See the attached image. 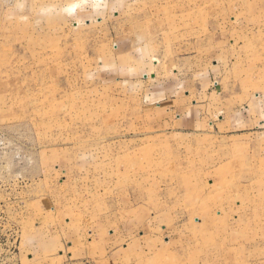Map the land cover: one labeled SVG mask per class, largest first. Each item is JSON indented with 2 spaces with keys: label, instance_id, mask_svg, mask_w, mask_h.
<instances>
[{
  "label": "rangeland",
  "instance_id": "1",
  "mask_svg": "<svg viewBox=\"0 0 264 264\" xmlns=\"http://www.w3.org/2000/svg\"><path fill=\"white\" fill-rule=\"evenodd\" d=\"M0 264H264V0H0Z\"/></svg>",
  "mask_w": 264,
  "mask_h": 264
}]
</instances>
